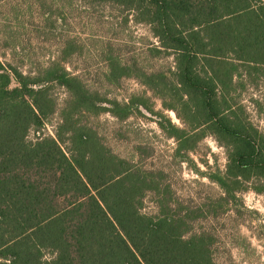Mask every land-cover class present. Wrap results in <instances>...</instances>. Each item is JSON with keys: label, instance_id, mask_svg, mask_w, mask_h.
<instances>
[{"label": "trees", "instance_id": "trees-1", "mask_svg": "<svg viewBox=\"0 0 264 264\" xmlns=\"http://www.w3.org/2000/svg\"><path fill=\"white\" fill-rule=\"evenodd\" d=\"M94 1L134 10L157 38L154 49L173 55L171 73L143 72L142 82L166 107L185 106L189 129L159 121L178 154L208 132L225 145L226 171L210 176L223 203L242 179L264 176V136L232 96L264 69V0ZM55 85L68 92L63 106ZM133 106L146 104L108 100L60 60L34 74L0 60V264H216L213 235L191 224L197 209L175 205L162 172L120 156L82 119L104 111L125 119ZM150 190L160 195L153 212L144 210Z\"/></svg>", "mask_w": 264, "mask_h": 264}, {"label": "rangeland", "instance_id": "rangeland-1", "mask_svg": "<svg viewBox=\"0 0 264 264\" xmlns=\"http://www.w3.org/2000/svg\"><path fill=\"white\" fill-rule=\"evenodd\" d=\"M157 44L150 25L138 21L134 10L115 2L0 0V60L31 74L60 60L108 100L141 98L146 107L137 110L133 106L125 119L110 111L85 114L82 119L120 156L162 172V187L170 191L175 205L197 209L191 224L194 230L213 235L216 264H264V176L242 179L235 194L223 203L225 190L210 176L226 171L225 145L208 132L185 158L176 152L178 141L168 136L159 121L166 116L189 129L186 108L182 101H176L178 113L166 107L140 75L171 73L174 57L156 51ZM115 64L132 69L114 77ZM237 85L232 91L234 100L264 136V69ZM52 93L58 106H63L66 88L55 85ZM58 119L54 115L49 128L53 130ZM159 198L156 190H150L144 210H157Z\"/></svg>", "mask_w": 264, "mask_h": 264}]
</instances>
